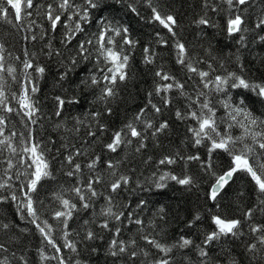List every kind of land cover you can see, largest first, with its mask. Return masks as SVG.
<instances>
[{
  "label": "trees",
  "instance_id": "1",
  "mask_svg": "<svg viewBox=\"0 0 264 264\" xmlns=\"http://www.w3.org/2000/svg\"><path fill=\"white\" fill-rule=\"evenodd\" d=\"M59 3L60 0H33L34 7L22 13L20 22L14 19L13 10L9 11L6 19L0 16L4 65L5 68L11 66L16 69L15 79L6 71L0 73L3 78L0 84L3 85L8 106L19 110L22 85L28 83L23 75V61L31 60L34 66L45 69L42 74L28 70L32 80L29 87L38 88L31 93L38 109L33 117L36 123L32 124L22 113H7L2 107L0 115L6 119L5 136L11 131L17 133L13 138L14 145L19 147L20 133L27 138L31 131L35 141L46 148L51 175L41 181L37 192L30 195L36 201L40 220H47L53 225L52 235L57 245L64 244L63 233L67 231L68 240L76 243L77 251L61 247V252L56 253L30 222L31 218L18 210V205L25 199L26 189L22 190L21 186L27 183V177L20 175L17 178L18 171L24 172V168L17 164L9 171L12 179L8 180L5 175L6 158H12L14 163L19 158L11 157L9 152L2 150L0 183L8 180L11 186L0 189V244L7 249L0 250V259L7 257L8 264H59L58 259H50L52 256H62L65 264H153L161 258L168 259L170 264H232L233 261L236 264H264V246L257 240L261 233L254 235L250 230L253 226H264V204L261 203L264 197L248 175L237 172L215 201L209 199L210 185L215 180L210 171L222 174L230 166L231 157L219 150L209 154L210 142L207 140L196 145L190 129L198 125L188 115L190 111L199 114V103L207 100L215 111L221 132L228 123L244 121L242 114L233 111L235 108L244 109L264 120V98L252 88L232 87L233 78L229 75L235 74L250 85H264V39H261L264 37V26L256 27L264 19V0H248L245 5H238L234 0L231 8L226 0H151L152 6L162 15H172L177 20L175 36L152 18L149 0H97L96 8H89L87 0H72L76 8L63 13ZM49 4L54 14L61 13L62 23L55 31L51 30L45 15ZM0 7L9 6L0 0ZM84 9L88 12L86 21L73 15V11L83 14ZM69 15L73 16L72 20L67 19ZM235 15H240L244 24L242 31L230 34L227 22ZM201 19L208 23L200 24ZM77 21L83 31L75 33L71 42L65 44L68 30L64 24L74 27ZM102 27L127 28V37L134 41L132 46L124 45L123 34L117 36L108 31V36L115 40V47H122L124 54L129 56L127 78L123 82L117 80L114 86L103 80L106 66L102 58L97 64L95 40ZM33 36L36 39H32ZM89 39L93 40V44L85 45L88 51L82 56L78 45ZM176 41L185 45L188 62L209 73L206 80L213 83H209L207 88L198 75L177 63ZM145 48L150 50L148 58L153 61L150 64L145 62ZM101 68L105 70L101 71ZM160 70L183 83L184 91L197 103L193 104L175 89L156 95L157 84L167 83L155 75ZM93 76L100 81L98 85H92ZM216 76L225 77L228 81L223 85V91L216 90ZM105 85L114 87L115 94L100 99ZM199 92L205 95L197 97ZM13 93H16L17 99L12 98ZM149 93L152 95L149 96ZM161 96H166L170 103L165 105ZM57 98L64 101L62 106ZM149 100L161 108L159 113L154 111ZM225 103L229 104L228 108L224 107ZM142 109L141 121H136ZM58 111L60 115H56ZM177 111L186 118H177ZM96 113L100 115L96 116ZM229 113L236 116V121L231 120ZM130 122L141 131L144 147L137 151L140 141L132 138L131 144L124 143L116 152H111L106 145L115 132L125 129ZM149 122L153 128H146ZM162 123H166L167 127L155 132ZM101 125L105 127L102 129ZM229 131L233 136L242 134L238 125ZM245 142L250 144L251 140ZM240 147L243 145L238 144L237 148ZM77 151L81 155H75ZM69 155L73 156L74 163L81 165V171L73 176L67 175L73 171V165L66 160ZM166 156L176 158V163L160 165L159 161ZM190 156H198L199 160L187 159ZM93 161H97L96 166L89 169L87 165ZM109 161L115 165L114 169L108 168ZM164 173L189 176L193 183L180 185L171 179L160 181L159 177ZM96 176L101 178L102 183L94 187L102 195L93 198L91 206L84 209L70 189L75 186L83 188L89 177ZM120 176H127L129 183L118 192L111 193L110 183ZM157 183L165 186L157 187ZM13 193L17 196L16 201L11 199ZM109 194L113 197V211H123L124 216L121 217L122 222L110 220V230H106L99 226L106 219L100 212L107 206L105 197ZM57 195L71 199L79 209L69 219L67 229L53 218L54 211L60 208ZM249 209L253 215L246 219L245 212ZM129 214L131 220L126 219ZM213 216L241 220V234L221 236L205 245V236L215 229ZM135 219H140L143 224H135ZM85 221H88L87 225ZM4 224L9 227L3 228ZM117 228L120 229L118 239L136 241L135 246H129V252H137L135 257H130L128 253L118 257L109 254V244ZM87 231L95 233L96 238L85 239ZM142 236L156 239L170 247L171 252H159ZM182 237L191 240L192 244L180 247ZM253 243L257 245L256 249L249 250V245ZM200 248L208 252V257H200ZM144 252L148 255L145 256ZM42 255L49 259H42Z\"/></svg>",
  "mask_w": 264,
  "mask_h": 264
},
{
  "label": "snow or ice",
  "instance_id": "2",
  "mask_svg": "<svg viewBox=\"0 0 264 264\" xmlns=\"http://www.w3.org/2000/svg\"><path fill=\"white\" fill-rule=\"evenodd\" d=\"M6 3L7 8L0 7V16L4 17L5 19L8 16L9 11L14 10V19L17 22L22 21L23 16L22 13L26 12L27 9H31L34 7L33 0H3ZM227 4L231 8L233 6L234 0H226ZM248 0H235V3L238 5H245ZM87 5L89 8H96L98 7L97 0H87ZM149 6L151 7L153 13V19L158 21L167 31L172 35L175 36V27L177 26V20L172 15H162L155 6H152L151 0H149ZM48 11L45 13L46 19L50 23V27L52 31H55L58 24L62 23L61 21V13L72 11L76 8V6L72 3V0H60L58 4L61 13L54 14V9L51 4L48 6ZM135 11V9H132ZM27 15H31L30 12L26 13ZM73 15L79 16L80 20L86 21L88 18L87 9L83 10V14L78 11H73ZM73 16L69 15L67 17L68 20H72ZM33 23H35L33 21ZM200 24H207L208 21L205 19H201L199 21ZM244 24V20L240 15H235L234 18L228 20V32L230 34L237 33L242 31V25ZM264 26V19L260 20V22L256 25V27ZM64 27L68 30L65 34L64 43H70L73 39L75 33L83 31L80 22H76L74 27H70L68 24H64ZM111 30L115 33V35L120 36L123 34V44L132 46L134 41L127 37L128 29H108L103 28L96 37L95 44L97 46L96 50L98 53L97 64L99 65L100 60L102 58L104 65L106 66V74L103 76V80L108 82V85H115L117 80L123 82L127 78L126 69L128 67L129 56L124 54V49L121 47L117 49L115 47V40L113 37L108 36V31ZM32 39H36L35 36ZM264 39V37H261ZM161 43H166V41H160ZM92 45L93 40L89 39L84 42H80L78 45L79 54L83 56L84 53L88 51V48L85 45ZM175 47L177 49V63L187 68L190 73H194L198 75L203 82L205 88L209 86V83H213L212 81L206 80L209 77V73L205 71L199 70L196 66L192 63L188 62V51L183 43L176 41ZM146 53L145 62L152 63L153 61L148 58V54L150 50L148 48L144 49ZM4 49L3 45H0V73L7 72L9 76H12L15 79L14 73L16 71L15 68L9 66L5 68L4 60L5 57L3 55ZM51 54V53H49ZM84 59H88L87 56L83 57ZM16 59H19L17 57ZM73 64L76 63L75 60L72 61ZM110 65V66H109ZM23 75L25 80L28 82L25 85H22L21 94L18 99L19 110L8 106L7 97L5 96V92L3 90V85L0 84V107H2L3 111L7 113L17 112V114L22 113L24 117H27L28 121L32 124L36 123V120L33 118L38 111L34 101L32 100L31 93H35L38 91V88L35 86L29 87L32 85L31 74L28 72L29 69L37 73H43L45 69L43 67L34 66L31 60H24L23 61ZM104 71V68L100 69ZM157 77L160 78L161 81H165L167 83L157 84L155 88L156 95H160L162 92L167 93L175 89L180 93L182 96H186L193 104L197 103L196 100H192V97L189 96L185 91V85L175 77L169 75L168 73L163 72V70L157 71L155 73ZM233 78L232 87H244V88H252L253 91L257 92V95L264 98V85H250L244 79L235 76V74H229ZM191 78V77H189ZM2 76H0V80H2ZM63 79V76L61 77ZM238 81V83L236 82ZM228 81L225 77L216 76L215 77V86L217 91H223V85L226 84ZM92 85H98L100 83L99 80L95 76L91 78ZM105 85L102 89V96L100 99H106L107 97L113 96L114 87H109ZM152 93H149L151 96ZM205 95L203 92H199L197 97ZM13 99H17L16 93L12 94ZM59 101L60 106L64 104L63 100ZM164 104L167 105L170 103V100L166 96H161ZM149 104H151L152 108L156 113L161 111V108L158 107L156 104H152L151 100H149ZM225 108L229 107L228 103L224 104ZM199 114L197 111H190L189 116L196 121L198 127L190 129L194 133V143L196 145H200L203 141L207 140L210 142L209 147V154L215 152L217 150L227 153L231 157V164L226 171L222 174L217 175L214 171H210V175L215 177L214 183L210 185L209 190V199L215 201L217 196L222 188H224L229 181L232 180L233 176L237 172H243L251 178V181L255 184L257 191L260 193L262 197H264V120L253 116L250 112L245 111L244 109L235 108L233 111L236 114H242L244 117V121H236V116L229 113L232 121H236V123H228L227 128L221 132L219 130V124L215 118V111L207 100L199 103ZM206 110V112L204 111ZM110 111V110H109ZM144 110H141L140 114H137L136 121H141V115L143 114ZM56 115H60L58 111ZM100 113H96V116H99ZM177 118L184 119L186 118L184 114L180 111L176 113ZM246 121V123H245ZM239 126L242 129V134L239 136H233L230 134V129ZM27 127V125H25ZM5 127H6V119L4 116L0 115V151L6 150L11 154V157H18V161L14 163L12 158H6L7 167L5 169V175L8 176V180H11L12 177L8 175L9 171L13 168L17 167L19 164L20 167L24 168V172L20 173L17 172V178L20 175H24L27 177V183L22 185L21 188L26 189L24 192V202L18 205V210L25 212L28 217L31 218V223H33L38 230V232L43 236L44 240L47 241L52 248L55 249L56 253L61 252V247L70 249L72 252L77 251L76 243L70 242L68 240L69 233L64 231L63 238L64 244L62 246L57 245L55 239L53 238V225L49 224L47 220H40V215L38 209L35 207L36 201L33 200L31 193L37 192L38 186L40 185L41 181L51 175L49 168L50 162L46 156V148L43 147L38 141H35L34 137L32 136L31 131H29L27 138H24V134L20 133L21 140L19 147L14 145L13 138L17 136L15 131H11L9 135L5 136ZM105 126L101 125L103 129ZM167 127L166 123H162L159 125V128L155 129V132H159ZM146 128H153V125L149 122L146 123ZM125 129L127 131H125ZM125 129H121L113 134L112 140L110 143L106 145V148L109 149L111 152H116L117 149L124 143L131 144L132 138H136L140 141V146L137 148V151L140 148L144 147L143 144V136L141 131L137 129L134 123L130 122L125 125ZM155 132L153 135H155ZM93 134L94 133H90ZM251 140V143H246V140ZM238 144H242L243 147L237 148ZM257 147L259 151H257ZM75 155H81L79 151L75 153ZM99 158H97L98 160ZM187 159L189 160H199L198 156H190ZM67 163L73 165V171H69L67 173L68 176H73L76 173L81 171V165L79 163H74V158L72 155L66 157ZM97 161H93L92 163L88 164L87 167L89 169H93L96 166ZM176 163V158L166 156L159 161L160 165H171ZM108 168L114 169L115 165L109 161ZM211 165H209V169ZM115 175V172H113ZM166 179H171L175 181L177 184L180 185H191L193 183L192 178L189 176L178 177L176 175H172L170 173H164L159 177L160 181H165ZM8 180H5L3 183H0V189L5 187H10L11 185L8 183ZM102 183V180L99 176L96 177H89L88 181L85 184V187L75 186L70 191L74 193L75 197L78 198L80 202V207L84 209H88L91 206V201L93 198H96L102 193H98L94 187L95 184ZM129 183V178L127 176H120L118 179L113 180L109 187L111 193L118 192L124 185ZM157 187H164L163 183H157ZM13 201L17 200V196L13 193L11 196ZM57 201L60 204V208L55 210L53 213V218L58 221L61 225H63L64 229L68 227V221L73 217L74 212H77L79 209L77 204L74 203L71 199H66L62 195H57ZM107 201V206L101 209L100 215L106 217V219L101 223L99 226L102 229L110 230L109 229V221L115 220L117 222H122L121 217L124 216L123 211H113V197L109 194L105 197ZM261 203L264 204V199L261 200ZM253 215L252 211L249 209L245 212V218L250 219ZM126 219L131 220V214H129ZM199 219V216L196 217ZM40 221V222H38ZM86 225L88 221L84 222ZM134 223L137 225H142L143 222L140 219H135ZM212 223L215 226V229L208 233L205 236V245L213 242L214 240L220 239L221 236H238L240 235V227H241V220L239 219H224L220 216H213ZM3 228H8L7 224L2 226ZM251 232L255 235L256 233H261L257 237L258 243L261 246H264V226L257 225L251 227ZM120 234V229H116V233L114 238L110 241L109 244V254L113 257L121 256L125 253H128L130 257H135L137 255L136 251L129 252V246H135L136 241L132 240L130 242H125L124 240L118 239ZM96 238V234L92 231H87L85 239L92 240ZM149 245L157 249L159 252L162 253H169L171 252V248L161 244L156 239H150L148 236H142ZM192 244V241L189 239L181 238V243L179 244L180 247H188ZM257 245L255 243L249 245V250H255ZM0 250L7 251L4 248V245L0 244ZM95 251V249H93ZM14 255V254H13ZM144 255L147 256L148 253L144 252ZM199 255L202 258L208 257V252L205 251L204 248H200ZM22 259V258H21ZM42 259H49V257H45L42 255ZM50 259H58L59 264H65V261L62 256H52ZM0 264H8L7 257L4 259H0ZM153 264H170L168 259H157L153 262ZM232 264H236L235 261Z\"/></svg>",
  "mask_w": 264,
  "mask_h": 264
},
{
  "label": "water",
  "instance_id": "3",
  "mask_svg": "<svg viewBox=\"0 0 264 264\" xmlns=\"http://www.w3.org/2000/svg\"><path fill=\"white\" fill-rule=\"evenodd\" d=\"M13 11H14V10H13ZM224 188H225V187H224ZM224 188H222V189L220 190V192H221ZM220 192H219V193H220Z\"/></svg>",
  "mask_w": 264,
  "mask_h": 264
}]
</instances>
